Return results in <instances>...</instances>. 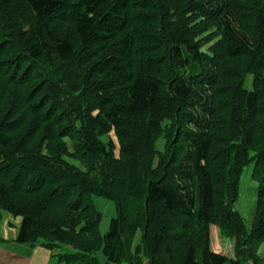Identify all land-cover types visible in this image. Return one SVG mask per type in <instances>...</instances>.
<instances>
[{
    "label": "trees",
    "instance_id": "1",
    "mask_svg": "<svg viewBox=\"0 0 264 264\" xmlns=\"http://www.w3.org/2000/svg\"><path fill=\"white\" fill-rule=\"evenodd\" d=\"M0 210L58 264H264V0H0Z\"/></svg>",
    "mask_w": 264,
    "mask_h": 264
},
{
    "label": "rangeland",
    "instance_id": "2",
    "mask_svg": "<svg viewBox=\"0 0 264 264\" xmlns=\"http://www.w3.org/2000/svg\"><path fill=\"white\" fill-rule=\"evenodd\" d=\"M209 47L210 46L205 47L204 51L205 52L208 51ZM114 141L118 144V147H120L117 138L114 137ZM253 170H254V163H251L250 165L246 166L241 182V193L238 201L234 206V210L236 212L238 211L241 214L248 230H251L254 223L256 203L258 199V188H259V183L253 180L252 178ZM92 200L96 210L102 215V221L99 227V232L102 236H105L110 231L112 220L114 218H117L118 216L117 206L113 201H110L106 198L99 196H93ZM0 215L3 220V223L0 224V233H2L4 229H9V227L13 228V225L9 221H12V223L14 224L17 218H14L12 215L8 214L3 210H0ZM18 221H19L18 225L20 226L21 219L19 218ZM14 231L15 230H11V233H13ZM141 239H142V233L139 232L134 240V248L140 244ZM236 244H237L236 239L226 238L222 235L219 226L211 227L210 229L211 250L217 253H222L224 255H227L229 258L234 259L236 258ZM263 253H264V244L261 246L259 250V254L262 255ZM97 257L98 260L102 263L106 261V256L104 255L103 250L102 251L100 250L97 253ZM56 259L52 264H57ZM123 264H130V263L123 262ZM142 264H147V262L144 260Z\"/></svg>",
    "mask_w": 264,
    "mask_h": 264
},
{
    "label": "crops",
    "instance_id": "3",
    "mask_svg": "<svg viewBox=\"0 0 264 264\" xmlns=\"http://www.w3.org/2000/svg\"><path fill=\"white\" fill-rule=\"evenodd\" d=\"M18 219L14 224L9 221L13 228L9 227V229H4L0 233V264H52L57 258L56 251L49 250L41 245L30 247L16 242L20 227ZM11 230L15 231L11 233ZM56 262L58 264L57 259Z\"/></svg>",
    "mask_w": 264,
    "mask_h": 264
}]
</instances>
